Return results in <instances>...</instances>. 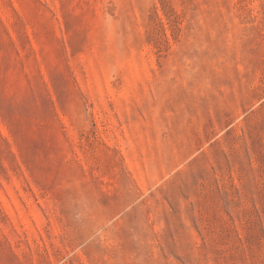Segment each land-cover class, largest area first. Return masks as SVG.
I'll list each match as a JSON object with an SVG mask.
<instances>
[{
	"label": "rangeland",
	"instance_id": "rangeland-1",
	"mask_svg": "<svg viewBox=\"0 0 264 264\" xmlns=\"http://www.w3.org/2000/svg\"><path fill=\"white\" fill-rule=\"evenodd\" d=\"M0 264H264V0H0Z\"/></svg>",
	"mask_w": 264,
	"mask_h": 264
}]
</instances>
